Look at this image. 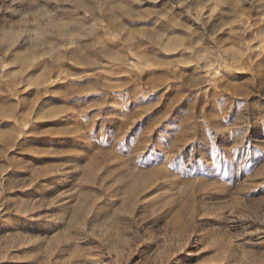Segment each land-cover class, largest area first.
I'll return each instance as SVG.
<instances>
[{
  "label": "rangeland",
  "instance_id": "obj_1",
  "mask_svg": "<svg viewBox=\"0 0 264 264\" xmlns=\"http://www.w3.org/2000/svg\"><path fill=\"white\" fill-rule=\"evenodd\" d=\"M0 264H264V0H0Z\"/></svg>",
  "mask_w": 264,
  "mask_h": 264
},
{
  "label": "bare ground",
  "instance_id": "obj_2",
  "mask_svg": "<svg viewBox=\"0 0 264 264\" xmlns=\"http://www.w3.org/2000/svg\"><path fill=\"white\" fill-rule=\"evenodd\" d=\"M212 74V73H211Z\"/></svg>",
  "mask_w": 264,
  "mask_h": 264
}]
</instances>
